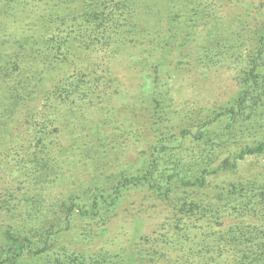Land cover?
<instances>
[{
    "label": "trees",
    "instance_id": "obj_1",
    "mask_svg": "<svg viewBox=\"0 0 264 264\" xmlns=\"http://www.w3.org/2000/svg\"><path fill=\"white\" fill-rule=\"evenodd\" d=\"M118 58L139 71L148 142L115 133ZM217 65L236 74V96L182 105L180 72ZM127 149H139L134 164ZM261 155L264 0H0V171L10 178L0 191L10 220L0 264L49 256L72 220L102 218L137 189L165 200L177 220L218 225L242 204L249 219L209 225L200 253L208 264H264V184L237 175L240 161ZM228 172L238 179L218 186L213 202L195 198Z\"/></svg>",
    "mask_w": 264,
    "mask_h": 264
},
{
    "label": "rangeland",
    "instance_id": "obj_2",
    "mask_svg": "<svg viewBox=\"0 0 264 264\" xmlns=\"http://www.w3.org/2000/svg\"><path fill=\"white\" fill-rule=\"evenodd\" d=\"M230 14L234 12L231 10ZM113 75L115 86L118 87L116 107L119 111L116 112V124L119 130L115 131L116 135L124 129L131 130L142 134L148 142L150 135L146 131L141 133L139 129L143 121L151 122L145 108L148 100L144 98L141 101L139 96V71L128 68L125 59L118 58L113 66ZM177 88L179 94L176 97H180V101H177L194 108L222 105L232 100L238 90L236 74L225 65H217L208 70L189 67L186 72H180ZM129 138L134 142L132 135ZM134 144L136 143L132 145ZM138 150L127 149L125 161L134 164ZM71 161L77 168L82 166L75 157ZM72 167L73 165L71 171ZM238 167L239 177H259L262 179L260 184H264V155L240 161ZM237 179L230 172L226 176L211 177L207 192H202L195 198L213 202L212 193L218 186ZM9 181L10 178L0 171V191ZM170 206L165 200L151 195L145 189L131 190L102 218L76 217L72 220L71 229L55 237L49 256L24 258L17 264H66L68 260H73L76 264H208L210 260L208 256L200 253L199 244L210 231L209 225L219 230L237 220L249 219L239 215L238 211L242 206L240 203L234 204L235 210L231 207L232 210L222 211L219 226L212 221L210 224L199 216H184L177 220ZM210 213L206 211V215H211ZM8 223L10 220L0 210V245L3 244L2 233ZM176 233L179 234L178 237ZM188 251L193 254L190 256ZM51 253L66 256V260L60 257L55 260Z\"/></svg>",
    "mask_w": 264,
    "mask_h": 264
}]
</instances>
